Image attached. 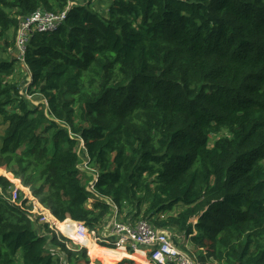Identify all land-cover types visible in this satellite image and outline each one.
Segmentation results:
<instances>
[{
    "label": "trees",
    "instance_id": "16d2710c",
    "mask_svg": "<svg viewBox=\"0 0 264 264\" xmlns=\"http://www.w3.org/2000/svg\"><path fill=\"white\" fill-rule=\"evenodd\" d=\"M67 1L0 0V264H90L36 231L8 176L60 222L100 229L110 198L124 220L188 239L203 264H264V0L74 5L31 35L23 70L18 19ZM84 244L102 264L129 258Z\"/></svg>",
    "mask_w": 264,
    "mask_h": 264
},
{
    "label": "built area",
    "instance_id": "2783aa9c",
    "mask_svg": "<svg viewBox=\"0 0 264 264\" xmlns=\"http://www.w3.org/2000/svg\"><path fill=\"white\" fill-rule=\"evenodd\" d=\"M80 2L78 0H68L66 7L60 13H50L43 9H38L28 16L18 19L15 48L17 58L22 63L21 65H25V49L31 35L34 32H50L54 30L65 21L66 15L72 6L83 4L81 0ZM80 143L79 149L83 144L82 142ZM8 179L11 182V187H9V202L11 204L23 209V202L25 201L26 205L31 206L28 211L30 215L38 217L42 221L41 224L46 226L48 230L53 231L52 233L55 235L63 236L78 245L80 249H85L87 255L88 248L84 244L86 241L91 242L98 248L122 251L129 257H124L121 260L130 259L131 256L140 254L143 256L145 264H200L195 261V255L191 254V252L182 251L178 247L175 239H180L179 234L157 228L146 220H133L130 218L124 220V217L119 213L118 207L110 198H107L105 203L111 207V211L100 229L88 230L83 223L73 221L70 218L62 222L58 221L47 209L38 203L28 188L23 187L19 181H15L17 179L13 180L14 178L12 177ZM96 180L97 178L94 176L86 188L89 192L93 191L91 184L96 182ZM62 224H64V227L59 228ZM68 225L71 226L73 231L69 230ZM66 229L73 232L79 242L66 236L64 233ZM88 259L90 264H93L92 261L98 258L92 259L89 256ZM130 260L135 263L134 260Z\"/></svg>",
    "mask_w": 264,
    "mask_h": 264
},
{
    "label": "rangeland",
    "instance_id": "374dc122",
    "mask_svg": "<svg viewBox=\"0 0 264 264\" xmlns=\"http://www.w3.org/2000/svg\"><path fill=\"white\" fill-rule=\"evenodd\" d=\"M90 2H91V7L94 9V10H96L97 12H101L102 11V9H105V5H104V0H90ZM8 37H11V34H9L8 35ZM23 66L24 65H21V67H22V69L24 70V68H23ZM25 67V66H24ZM28 73V72H27ZM27 73H25V72H22V70H21V68H20V75L23 77V79L25 80L26 79V82L27 81H29V77H28V74ZM24 85H25V83H24ZM24 85L23 86H21V89L22 88H24ZM22 93L24 94V90H22ZM31 102H33V103H42L44 106H45V102L42 100V101H40V100H36V99H34V97H33V99H29ZM0 122H1V120H0ZM3 130H4V127L3 126H1L0 125V137H1V135H2V133H3ZM213 139H214V137L211 139V142L213 141ZM81 143H79V145H80ZM80 150V149H79ZM81 154V158H82V163L79 165V167H80V170H81V172L82 173H84V171L86 170V168H85V164H84V162H85V155H83L82 153H80ZM1 170V169H0ZM2 171V173H0L1 175H5V171L4 170H1ZM7 175H9L8 173H7ZM8 178H10L11 179V177H9L8 176ZM81 178L83 179L84 178V175L82 176L81 175ZM13 180H15V179H13ZM15 181H19V180H15ZM20 182V181H19ZM88 182L89 181H87L86 182V185L88 184ZM176 209V211L179 209V207H176L175 208ZM171 213H173V212H171ZM170 214V213H169ZM169 214H164V218H166L167 216H169ZM34 222L36 223L35 224V226H36V231L39 233V234H45V232H46V230H47V228H44V225H42L41 223H42V221L41 220H39V218H37L36 217V219L34 218ZM50 231V230H49ZM50 232H53V231H50ZM59 236V235H58ZM71 241V240H70ZM175 242H176V244L178 245V247L182 250V251H186V252H188V253H190L191 252V254H193V255H195V261L196 262H198V263H200V264H203L200 260H199V258H198V255L194 252L195 251V249H194V251H193V249H192V247H191V244H190V242H189V240L188 239H185L183 236H180V239H175ZM66 246H67V248H69V249H74V248H76V247H79L78 245H76L75 243H73L72 241H71V243H66ZM86 256L89 258V256L86 254ZM18 258H19V260H20V255L18 254ZM90 258H92V259H94V258H97V257H91L90 256ZM122 259V258H121ZM120 259V260H121ZM91 260V259H90ZM120 260H117L114 264H116L118 261H120ZM96 261V262H95ZM92 263L93 264H101V261L99 260V259H96V260H93L92 261ZM136 263V262H135ZM136 264H140V263H136Z\"/></svg>",
    "mask_w": 264,
    "mask_h": 264
},
{
    "label": "crops",
    "instance_id": "0c3cea01",
    "mask_svg": "<svg viewBox=\"0 0 264 264\" xmlns=\"http://www.w3.org/2000/svg\"><path fill=\"white\" fill-rule=\"evenodd\" d=\"M81 1L83 2V4H87L88 2H90V0H81ZM78 2L81 3L80 0H78ZM104 10H105V9H104ZM25 80H26V79H25Z\"/></svg>",
    "mask_w": 264,
    "mask_h": 264
},
{
    "label": "bare ground",
    "instance_id": "6f19581e",
    "mask_svg": "<svg viewBox=\"0 0 264 264\" xmlns=\"http://www.w3.org/2000/svg\"><path fill=\"white\" fill-rule=\"evenodd\" d=\"M139 255H140V254H139ZM140 257H141V258H143V256H142V255H140Z\"/></svg>",
    "mask_w": 264,
    "mask_h": 264
}]
</instances>
